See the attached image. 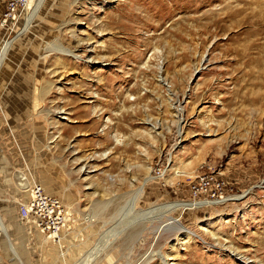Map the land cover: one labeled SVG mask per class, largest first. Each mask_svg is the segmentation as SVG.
Masks as SVG:
<instances>
[{"label":"rangeland","instance_id":"obj_1","mask_svg":"<svg viewBox=\"0 0 264 264\" xmlns=\"http://www.w3.org/2000/svg\"><path fill=\"white\" fill-rule=\"evenodd\" d=\"M28 2L0 0V46ZM42 7L0 90V264H264V0ZM34 184L62 211L40 227Z\"/></svg>","mask_w":264,"mask_h":264},{"label":"bare ground","instance_id":"obj_2","mask_svg":"<svg viewBox=\"0 0 264 264\" xmlns=\"http://www.w3.org/2000/svg\"><path fill=\"white\" fill-rule=\"evenodd\" d=\"M58 1V0H55ZM45 0H29V11L28 14L26 16V25L23 27L22 32L20 35L18 36H8L7 38H5L0 46V90H4L7 87L8 81L10 80L9 77V69L10 67H7V64H9V62L7 63L6 61L8 59H11V56H14V54L18 51H20V44L18 43V39L24 37L25 35L32 33L33 27L35 25H33L34 21L36 20L37 16L39 15L40 11L42 10V6L44 4ZM62 8V6H61ZM64 25V24H63ZM40 27V26H39ZM43 27V26H42ZM45 28V27H44ZM58 29V28H57ZM46 30V29H45ZM49 29L46 30V32H48ZM56 30V29H55ZM37 31V30H36ZM51 33V32H50ZM25 34V35H24ZM36 37H38L39 35H41V33H36L34 34ZM58 35V33H57ZM42 37V36H41ZM42 39V38H41ZM21 43V41H19ZM58 42V38L57 40H55L54 43H48V47L46 48L47 51H61V52H70L73 54L71 49L65 48L62 46V44H57ZM31 43V42H30ZM46 43V45H47ZM34 48V47H33ZM45 50V48H44ZM17 54V53H16ZM64 54V53H63ZM76 58L77 56L74 55ZM13 58V57H12ZM12 67V66H11ZM32 76V75H31ZM33 79V78H32ZM40 79V78H39ZM38 82V81H37ZM11 84V83H10ZM38 85V84H37ZM46 85V84H45ZM35 86V85H34ZM35 88V98H34V107L36 106L37 103V108L41 105L42 102V97L45 95H48V92L50 91L51 88L49 87H42L40 89ZM44 86V85H43ZM9 87V86H8ZM18 87V86H17ZM13 88H15L13 86ZM30 87H28V91L31 90L29 89ZM8 90V89H7ZM14 90V89H13ZM22 91V90H21ZM21 94V93H20ZM24 95V94H23ZM27 95V94H26ZM8 97V96H7ZM14 97V96H13ZM28 99H30V94H28L26 96ZM46 97V96H45ZM12 98V97H11ZM22 98V97H21ZM5 99V98H4ZM1 103V102H0ZM11 103V102H10ZM27 103V101H26ZM38 103L40 105H38ZM29 104V103H28ZM31 105V104H30ZM39 110V108H38ZM23 186L26 185V181L22 184ZM28 185V184H27ZM138 190V189H137ZM140 191H134V192H130L126 195V200L125 203L126 205L122 208H117L116 211H114V213H130L132 210L131 208V203L132 201H134L135 199H137L140 196ZM240 198V197H239ZM236 200H238V197L236 198ZM99 204V203H97ZM204 205H212V203H207V204H199V203H190V204H180V203H176L174 205V207L178 210H180L181 212H185L188 210H192V209H197L200 206H204ZM110 206L109 202H102L101 204L98 205L97 209L95 210V213H104L108 210ZM170 206V205H168ZM131 210V211H130ZM150 210V209H149ZM153 210V209H152ZM159 211V209H158ZM142 212V211H141ZM157 212V211H155ZM146 213V212H145ZM142 216V215H139ZM143 219V218H142ZM176 221V219L173 218H169L166 222H164V226H162L161 228H165L167 225H170L172 223H174ZM127 224V223H126ZM0 231L3 234H6V227H4L2 224H0ZM7 235V234H6ZM11 248H13L11 246ZM14 251V249H13ZM16 254V251H14ZM17 256V255H16Z\"/></svg>","mask_w":264,"mask_h":264},{"label":"built area","instance_id":"obj_3","mask_svg":"<svg viewBox=\"0 0 264 264\" xmlns=\"http://www.w3.org/2000/svg\"><path fill=\"white\" fill-rule=\"evenodd\" d=\"M191 189L195 194H207L211 190V183L206 177H203L194 183ZM30 193V202L28 205L21 206L20 208L19 214L21 218L25 220L33 219V222H37L38 227H40L44 224L46 216L62 212L58 201L46 195L41 186L35 184L32 185L30 187ZM46 229L50 228L48 227ZM56 230H58V228H56Z\"/></svg>","mask_w":264,"mask_h":264}]
</instances>
